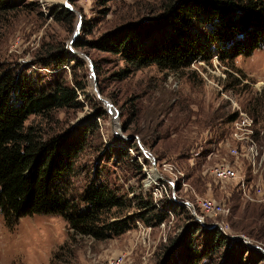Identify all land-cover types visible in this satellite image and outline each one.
Instances as JSON below:
<instances>
[{"label": "rangeland", "instance_id": "1", "mask_svg": "<svg viewBox=\"0 0 264 264\" xmlns=\"http://www.w3.org/2000/svg\"><path fill=\"white\" fill-rule=\"evenodd\" d=\"M6 1L11 8L0 9V71L11 67L37 83L61 79L70 86L74 81L83 86L76 92L80 107L55 108L45 115H29L24 122L39 126L46 135L70 126L72 136L84 132L82 149L74 159L72 190L79 192L98 168L100 179L127 197L147 194L137 188L127 158H121L124 147L132 143L135 149L127 150L131 159L145 166L149 157L155 164H170L171 173L161 171L165 184L173 180V174L177 180L165 188L175 198L174 204L165 202L172 216L162 226H150L145 245L134 221L131 229L109 239L83 237L69 242L61 249L63 262L50 263L53 252L72 233L60 215H24L7 224L0 214V264H109L119 255L127 264H155L163 246L184 235L187 214L180 203L194 200L195 194L223 199L229 213L211 217L210 224H222L218 229L233 243L245 244L264 258V203L243 200L231 183H215L209 175L213 163L231 159L218 144L225 135L227 117L237 106L253 118L247 105L264 93L260 84L264 45L235 56L230 66L214 55L176 71L149 65L121 77L126 64L119 56L88 42L119 24L154 15L158 0ZM64 3L72 8L71 17L67 13L62 17ZM61 49L67 50L68 57L58 66L44 61L53 50ZM39 60L43 64L36 63ZM100 98L111 104L114 119ZM262 116L254 120V126L264 138ZM237 161L245 170L247 162ZM133 211L131 207L121 214ZM223 255L221 248L206 261L222 264Z\"/></svg>", "mask_w": 264, "mask_h": 264}, {"label": "trees", "instance_id": "2", "mask_svg": "<svg viewBox=\"0 0 264 264\" xmlns=\"http://www.w3.org/2000/svg\"><path fill=\"white\" fill-rule=\"evenodd\" d=\"M8 2L0 0V9L11 8ZM157 7L154 15L119 24L88 42L93 48L119 56L126 64L121 77L149 65L176 71L214 55L230 66L235 56L250 54L264 45V0H158ZM66 13L71 17L69 10L62 9V17ZM66 57V49L53 50L44 61L58 66ZM36 63L43 64L40 60ZM82 88L75 81L70 86L61 79L37 83L11 67L0 71V214L7 224L24 215H60L72 233L53 252L50 263L65 261L61 249L71 241L83 237L105 240L131 229L134 220L157 226L168 219L163 201L159 207L154 206L148 191L127 197L106 179L101 180L98 168L82 189L74 192L71 176L84 132L72 136L70 126L46 135L39 126L24 124L29 115L80 107L76 92ZM247 109L254 120L262 118L264 93L248 103ZM233 116L230 114L227 120ZM128 148L135 149V144H127L121 158H127L134 169L132 175L141 191L144 174L127 154ZM131 207L135 211L121 214ZM184 212V235L163 246L155 264H210L206 260L221 248L222 264H257L264 260L257 250L233 243L217 227H203ZM203 221L209 225L212 219L204 217Z\"/></svg>", "mask_w": 264, "mask_h": 264}, {"label": "built area", "instance_id": "3", "mask_svg": "<svg viewBox=\"0 0 264 264\" xmlns=\"http://www.w3.org/2000/svg\"><path fill=\"white\" fill-rule=\"evenodd\" d=\"M263 85L264 81H260ZM234 116L228 119L225 124V135L218 143L222 145L225 154L231 157L230 160L217 161L209 167V175L215 183H231L235 191L243 200L254 203H264V138L254 126V119L246 111L235 106ZM131 152V149L128 148ZM238 158H243L246 162L245 170L242 169ZM140 163V162H138ZM145 166L141 164V171L144 177L141 179V189L148 191L151 203L159 207L161 202L174 204L175 198L168 195L166 187L173 186L177 176L173 174V180L167 181L163 178L161 171L172 172L173 166L162 162L153 164L149 160ZM184 209L199 223H204V217H216V215L228 214V209L224 206V200L200 197L195 194L194 200H183L180 203ZM172 216L170 210H166ZM142 244H146L145 237L150 230V226L143 225L138 220H134ZM216 227L221 228L222 224L215 221ZM160 226L162 224L159 223ZM137 239H139L137 237ZM140 240V241H141ZM127 259L123 255L113 258L109 264H127Z\"/></svg>", "mask_w": 264, "mask_h": 264}, {"label": "water", "instance_id": "4", "mask_svg": "<svg viewBox=\"0 0 264 264\" xmlns=\"http://www.w3.org/2000/svg\"><path fill=\"white\" fill-rule=\"evenodd\" d=\"M63 6H64L66 9H68V10H72V8H71L67 3H64ZM78 24H79V22L76 23L77 26H78ZM77 26H76V28H77ZM100 99L104 100V102H105V104H106V107H107V108H106L107 111L111 114L112 119H114L116 113H115V110L112 108L111 104H110L106 99H103V98H100ZM142 151H143V152H146L145 150H142ZM149 160H150V162H151V165L153 166V164H154V159H153V157H149ZM200 224H201L203 227H208V228L216 227L215 224H209V225H207V224H204V223H202V222H201ZM237 237H238V236H237Z\"/></svg>", "mask_w": 264, "mask_h": 264}]
</instances>
